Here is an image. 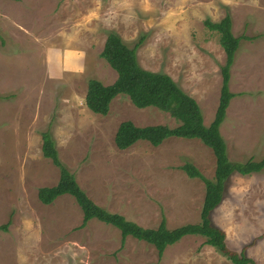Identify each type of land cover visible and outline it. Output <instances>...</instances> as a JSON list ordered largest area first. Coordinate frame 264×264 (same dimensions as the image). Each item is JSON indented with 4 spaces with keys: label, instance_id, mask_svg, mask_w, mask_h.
<instances>
[{
    "label": "rangeland",
    "instance_id": "rangeland-1",
    "mask_svg": "<svg viewBox=\"0 0 264 264\" xmlns=\"http://www.w3.org/2000/svg\"><path fill=\"white\" fill-rule=\"evenodd\" d=\"M232 19L242 38L230 70L235 94L220 133L232 162L264 158V0H0V264H233L201 236L157 249L97 220L80 228L72 196L42 203L38 192L57 184L60 170L44 157L48 131L61 162L99 206L143 228L201 222L206 186L182 169L194 165L210 180L211 148L170 137L155 147L116 146L121 123L176 128L156 107L117 95L106 115L85 103L92 79L110 85L117 73L101 54L109 34L136 48L141 68L169 75L198 103L204 125L220 104L226 54L205 21ZM142 40V41H141ZM141 41V42H140ZM227 248L264 264V169L232 174L211 213Z\"/></svg>",
    "mask_w": 264,
    "mask_h": 264
},
{
    "label": "trees",
    "instance_id": "trees-1",
    "mask_svg": "<svg viewBox=\"0 0 264 264\" xmlns=\"http://www.w3.org/2000/svg\"><path fill=\"white\" fill-rule=\"evenodd\" d=\"M205 25L219 34L221 46L227 57L226 64L222 68L223 85L220 104L211 125H204L200 107L195 99L181 90L169 75L141 68L137 60L136 48L126 46L114 33L109 34L101 56L117 73V79L110 85H104L95 79L90 80L85 97L87 108L96 114H108L113 99L119 94H125L138 108L153 106L170 113L172 117L180 121V125L176 128L162 125L139 127L131 121L123 122L115 136L116 146L120 150H126L139 141H147L157 147L170 137L197 139L212 149L217 164L214 180L205 178L191 163H186L182 167L190 178H199L205 183L206 193L201 222L169 229L166 219L163 218L158 228H143L127 220L123 215L107 211L86 194L72 173L61 162L55 142L48 131L42 134L43 155L51 159L52 163L59 168L60 178L56 185L41 188L38 198L42 203L50 205L59 197L72 196L83 212L80 228L85 227L92 220L110 225L120 231L122 247L126 239L131 237L154 246L161 257L168 246L178 243L186 236L198 235L205 239L206 245L214 247L233 264H256L245 251L237 253L228 249L224 231L213 225L211 220V213L223 200L224 188L229 177L234 173L240 175L259 173L264 169V158L260 161L250 159L245 163L232 162L228 158L227 145L220 133V127L226 117L231 99L236 96L230 92L229 88L230 68L242 38L234 36L230 15H226L221 21L215 23L206 20ZM8 227V224L2 225L0 230L6 231Z\"/></svg>",
    "mask_w": 264,
    "mask_h": 264
}]
</instances>
